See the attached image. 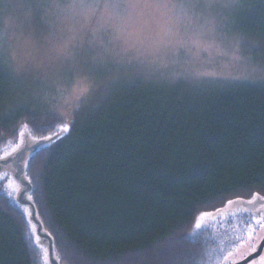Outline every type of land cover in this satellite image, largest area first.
Returning <instances> with one entry per match:
<instances>
[{"label": "trees", "instance_id": "16d2710c", "mask_svg": "<svg viewBox=\"0 0 264 264\" xmlns=\"http://www.w3.org/2000/svg\"><path fill=\"white\" fill-rule=\"evenodd\" d=\"M239 4L236 33L264 60V0ZM131 83L78 113L61 138L29 157L38 217L61 264H209L214 241L209 231L191 234L197 218L229 201L264 199V84ZM10 87L0 69L1 143L16 147L25 132L46 139L61 131L50 112L23 106L5 114ZM4 182L0 264H48L17 189L5 192Z\"/></svg>", "mask_w": 264, "mask_h": 264}, {"label": "rangeland", "instance_id": "374dc122", "mask_svg": "<svg viewBox=\"0 0 264 264\" xmlns=\"http://www.w3.org/2000/svg\"><path fill=\"white\" fill-rule=\"evenodd\" d=\"M48 2L51 9L39 8L35 0H0V69L11 84L5 114L16 115L24 106L23 112L40 109L58 125H68L115 87L117 96L136 79L264 84L257 44L236 33L241 4L148 0L149 8L141 4L125 11L105 6L127 0ZM14 149L2 142L0 159ZM0 179L5 192L16 189L14 181ZM238 207L197 218L191 234L209 231L214 241L209 264L242 262L264 239V206L254 212Z\"/></svg>", "mask_w": 264, "mask_h": 264}, {"label": "water", "instance_id": "95a60500", "mask_svg": "<svg viewBox=\"0 0 264 264\" xmlns=\"http://www.w3.org/2000/svg\"><path fill=\"white\" fill-rule=\"evenodd\" d=\"M64 134V131L51 136V139H33L27 132L23 133L19 144L12 150L5 159H0V176L10 175L16 185L15 201L27 208L29 212V220L35 227V232L38 237V244L44 246L48 254V264H61L55 253L54 240L44 229L43 223L38 217L37 208L31 199L33 185L26 177V162L31 155L36 153L42 146L52 144ZM247 212H254L259 207L264 206V199L256 198L253 202L236 200L231 202L225 209L232 211L233 207ZM224 209V210H225ZM221 211V210H220ZM244 211V212H245ZM264 252V239L261 241L259 248L244 261L239 264H249L251 261L260 257Z\"/></svg>", "mask_w": 264, "mask_h": 264}, {"label": "snow or ice", "instance_id": "6c2138e0", "mask_svg": "<svg viewBox=\"0 0 264 264\" xmlns=\"http://www.w3.org/2000/svg\"><path fill=\"white\" fill-rule=\"evenodd\" d=\"M214 0H207V4H211L213 3ZM35 3L37 4V6L39 8L41 7H47L49 9H51L53 7V4L49 3L48 0H35ZM141 4H143V7L145 8H149L151 7V4L148 3V0H127V3H123V4H109L106 5V8H123L125 11L129 10V9H133L136 7L141 6ZM239 4V0H226V6L227 5H236ZM71 6V5H70ZM95 39V37H94ZM116 39H119V37H116ZM91 43V41H90ZM68 130V126L64 125L61 128V131H67ZM46 139H51V137H46ZM229 203H231V201H229ZM257 226H259V222L257 221ZM202 227V226H201ZM254 233L249 231L247 233V239L251 240L253 238ZM241 238L237 237V240L239 241ZM253 250H255V248H253ZM252 253L249 252L248 255H251ZM247 258V257H245ZM228 264H239V260L233 258L231 260L228 261ZM254 264H264V255L256 258V261L254 262Z\"/></svg>", "mask_w": 264, "mask_h": 264}]
</instances>
